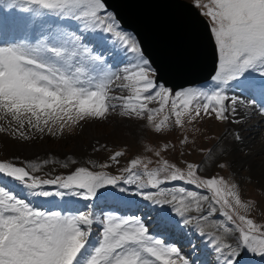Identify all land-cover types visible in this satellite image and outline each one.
I'll list each match as a JSON object with an SVG mask.
<instances>
[{
  "label": "snow or ice",
  "instance_id": "obj_1",
  "mask_svg": "<svg viewBox=\"0 0 264 264\" xmlns=\"http://www.w3.org/2000/svg\"><path fill=\"white\" fill-rule=\"evenodd\" d=\"M189 4L206 19L216 67L208 78L211 85L176 90L161 82L160 69L142 39L123 27L110 0H0V37L5 29L23 34L12 42L0 39V120L7 122L0 132L21 140L31 139V132L57 136L65 127L106 120L119 111L129 119H146L159 134L205 117L229 121L242 103L239 95L227 94L229 89L246 95L253 107L257 96L264 100V0ZM259 112L264 115V103ZM234 139L239 140V134ZM189 143L187 136L180 140L183 146ZM169 150L165 142L154 155L160 158ZM201 151L212 158V149ZM125 155L114 151L88 166L71 160V167L63 165L67 174L54 178L38 174L53 162L48 159L26 164L0 161V182L11 180L24 192L20 196L0 186V264H195L179 247L153 236L135 214L125 217L109 211L97 217L91 210L94 201L127 206L130 195L141 197L145 207L157 206L158 228L168 231L195 223L216 254V264H239L241 248L264 258V225L241 214L240 209L249 205L235 185L200 174L203 161H184L181 166L162 159L150 168L151 159L136 155L112 174ZM215 166L227 167L218 160ZM174 182L180 183L168 186ZM29 197H68L67 210H44ZM80 200L86 202L84 210L76 207ZM217 213L224 219L213 220L211 226L225 234L238 233L235 246L201 227V221Z\"/></svg>",
  "mask_w": 264,
  "mask_h": 264
},
{
  "label": "rangeland",
  "instance_id": "obj_2",
  "mask_svg": "<svg viewBox=\"0 0 264 264\" xmlns=\"http://www.w3.org/2000/svg\"><path fill=\"white\" fill-rule=\"evenodd\" d=\"M202 2H207V0H202ZM211 83L212 82L210 81L202 84L199 87L191 88H205L211 85ZM227 94L229 96H242L240 95L239 90L234 89H229ZM243 97L245 98L247 96L243 95ZM261 101L264 102V100ZM255 102L260 107L258 103V97H256ZM110 115L111 116H108L106 120H89L81 122L80 125L73 126L71 128L65 127L63 133L57 136L50 135L47 132L31 134L32 138L27 142H24L25 140H23L22 144L18 140L14 139L9 132H0V161L14 162L17 164H20L21 162L25 164L29 162L41 163L45 159L53 161L52 163L43 165L41 172L38 173L42 178H54L58 174H67L68 168L63 167V165L67 164L69 167H71V160H76L79 166H88L89 161H95L97 163L103 162L108 156L112 154V152L119 150H123L126 155L121 158L120 166H113L112 174H118L122 167L127 166V160L130 157L136 155L143 159H151L153 163L149 165L150 168L157 167L158 160L162 159H168L170 163H179L181 166L183 165L184 161H203L200 164V174L204 176L223 177L229 185H235V190L240 195L242 202L249 205L246 210L240 209L241 214L249 216L260 225H264V164H262V167H256L254 165L253 159L248 160L247 158H241L235 152L237 143H243L242 141L235 140L232 132L234 128V117L238 116V108L235 114H230L232 119L229 121L219 122L205 117L202 120L197 121L195 124H186L184 129L175 128L173 131L165 130L159 134L152 130V124L146 119H128L129 121L127 120L126 122L120 121L123 127H120V133H116L114 131L117 129L113 122L121 116L119 112L117 114L113 112ZM162 118L163 114L157 117V122ZM130 120L136 122V124L131 126L130 123L132 121L130 122ZM92 123L97 124V126L101 125L100 123H104V126L101 125L100 135L96 137L94 136L95 138L87 137L85 133V129H88V126H90ZM169 124L174 127L172 120L169 121ZM184 136H187L190 141L189 145L187 146L180 144V140ZM192 141H194V143ZM259 141L261 140L256 138L254 143L248 142L245 144V146L243 145L246 152H249L250 157L252 156L256 162L258 158L264 156V151H262L263 149L258 151L256 150V144ZM165 142L170 144V150L168 153H162V156L157 158L154 155V152L159 150L161 145ZM173 144L175 145L174 148L171 147ZM100 146L105 147H102L99 152L93 151L94 148ZM29 147H31V149H29ZM147 149H151V151H148ZM202 149H212V158L209 159L208 153L206 151H201ZM251 151H255V153L253 154ZM180 153H184V155L181 156ZM217 160L221 163H225L227 167L221 169L215 166V162ZM238 164H241L242 167L239 168L237 166ZM96 170L101 169L97 168ZM104 170L107 171L106 169ZM138 171L142 172V169H138ZM7 182H11V180L7 179ZM179 183L180 182H174V184L168 186H176ZM12 184L13 186L9 185L8 183L5 185L4 182H0V186H7L8 189L9 187L17 188L19 191L15 189L12 191L19 194L20 196H24V192L21 190V188L14 183ZM188 187H190L192 190H197L194 188V186ZM48 188L52 191L56 190L51 186H48ZM197 191H201L202 194L205 195H210V193H207L205 190ZM129 197H132L134 200L139 198L142 199L141 197L131 195ZM142 204H145L144 201ZM57 205L58 204L44 205L40 208L44 210L51 209L58 211ZM207 206L208 202H204V207L207 208ZM147 208L150 209V211H152V209L156 210L150 205L147 206ZM81 210H84V208ZM95 210H97L95 211V215L97 217L101 215V212L107 213L110 211L109 209H105V207L102 205H97ZM133 214L138 216L137 213L131 212L120 213L119 215L126 217ZM192 214L195 215V213ZM176 219H179V217H176ZM223 219L224 218L220 217L219 213H217V215L213 218H210L209 221H201V227L204 228L205 232L223 235L225 240L235 246L238 239V233L233 231L225 234L223 233V229H218L217 227L211 226L213 220ZM151 223L153 222L147 223L146 225L149 227ZM180 226V229L176 228V231L171 234L172 238H179V240L175 242L166 241V243L180 247V249H186L190 245L183 244V242H185L184 240H187V235L192 230L196 229V225L194 223L185 226L181 223ZM151 234L157 238L164 239L163 236L158 237L156 234ZM197 238V236L193 238L194 244L196 245L201 242V239ZM96 239L97 237L94 229L92 242L95 243ZM203 257L204 260L202 259V261H204V263H206V260L208 261L206 264L216 263V254L212 251L211 245L202 252L201 258ZM189 258L193 259L195 264H198L196 259L191 258L190 256ZM200 259L199 261H201ZM237 260L239 261V264H264V258L251 252H247L242 248L240 256L237 257Z\"/></svg>",
  "mask_w": 264,
  "mask_h": 264
},
{
  "label": "water",
  "instance_id": "obj_3",
  "mask_svg": "<svg viewBox=\"0 0 264 264\" xmlns=\"http://www.w3.org/2000/svg\"><path fill=\"white\" fill-rule=\"evenodd\" d=\"M122 25L142 39L163 82L177 88L209 77L215 53L206 20L183 0H110Z\"/></svg>",
  "mask_w": 264,
  "mask_h": 264
},
{
  "label": "bare ground",
  "instance_id": "obj_4",
  "mask_svg": "<svg viewBox=\"0 0 264 264\" xmlns=\"http://www.w3.org/2000/svg\"><path fill=\"white\" fill-rule=\"evenodd\" d=\"M121 67H123V66H121ZM240 98H241L242 103L238 106V116L234 117V122H233L234 128H233L232 132H233V135L234 134H239L240 139L238 141H242L243 143H237V147H236L235 152L241 158H247L248 160L253 159L254 160V165L256 167H260V166L262 167V164H264V156H262L261 158H258L257 162H256L255 159L252 156L250 157L249 152H246L244 146L248 142L254 143L256 138H259L261 141H259L256 144V150L258 151V150L263 149L262 151H264V115L260 114L259 106H258V104L256 102H255V106L253 107L252 106L253 105V101L251 99H249L247 97L244 98L243 95ZM118 112L119 111L114 112V113L117 114ZM109 116H111V115H109ZM128 119L129 118L126 119V117H123V116H121L120 118L116 119L113 122V124H115L117 130H115V131L113 130V131L116 132V133H120L119 132L120 131V127H123L121 125V122L122 121L126 122ZM131 121L132 120H130V122ZM235 121H239V122L237 123ZM119 122H120V124H119ZM0 123H1L0 125L7 126V122L6 121L0 120ZM100 124L103 125L104 123H100ZM135 124H136V122H133V121L130 123L131 126H134ZM101 125L97 126V124L92 123L90 126H88V129H85L86 130L85 133H86L87 137L99 136L100 135V130H101L100 129ZM121 130H122V128H121ZM37 133L38 132H31V134H37ZM16 140L21 142V144L23 143V140H21V139H16ZM27 141L28 140H25L24 142H27ZM29 149H31V147H29ZM251 152L253 154L255 153V151H251ZM237 166L239 168L242 167L241 164H238ZM128 199L131 201V203L128 204L127 207L138 209L139 206L142 205V206L145 207V205L147 204V202H144L145 204H142L143 200L140 199V198L134 200L132 197H129ZM139 200H142V201H139ZM101 203H103V202H101ZM150 206L154 207L155 209H157V206H155V205H150ZM93 211L95 213V211H97V210H93ZM148 211H149V209L147 208L145 211L141 212L142 219L146 218L147 215L150 214V212H148ZM156 217H157V215L154 217L155 221H156ZM180 227L181 226H179L178 228L180 229ZM174 231H176V228H175V230L173 229V230H170V231H167V232L172 234V233H174ZM196 236L198 237L197 239H201V242H199L197 245L194 244V240H193V238H195ZM177 240H179V238L178 239H176V238L174 239V238H172L171 235L168 238V241H174L175 242ZM184 241L185 242H183V244H186V245L188 244L190 246L188 248H186V249L185 248H181V249H183L182 251L185 252V253H191V254L193 252L192 256H195L197 259H200L202 257V252L205 249L210 247V244L208 243L207 237L206 236L205 237H201L199 235V232L197 231V229L192 230L187 235V240H184ZM202 259L204 260V257L201 258L200 260H202ZM206 263H208L207 260H206Z\"/></svg>",
  "mask_w": 264,
  "mask_h": 264
}]
</instances>
